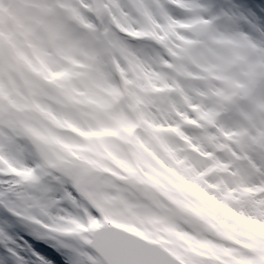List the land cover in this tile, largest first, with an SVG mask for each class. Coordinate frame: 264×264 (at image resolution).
<instances>
[{
	"label": "rangeland",
	"instance_id": "rangeland-1",
	"mask_svg": "<svg viewBox=\"0 0 264 264\" xmlns=\"http://www.w3.org/2000/svg\"><path fill=\"white\" fill-rule=\"evenodd\" d=\"M245 2L252 6L249 10L253 15L264 11V0ZM38 3L39 0H0V42L6 41L9 36L14 37L23 43L26 54L36 66H39V60L33 54L24 25L39 18ZM176 3L189 9L193 15L199 14L195 0H176ZM191 25L197 24L190 20L186 25H173V34L180 39L179 29ZM78 32L83 36L85 29L78 26ZM169 44L175 46V40L170 39ZM195 47L196 56L188 61L182 74L172 70L164 71L151 54L154 49L139 45L136 46L139 56L133 55L130 50L119 51L103 60H89L87 56L80 55L74 63L69 62V67L76 73L66 81L70 96L65 95L64 89L46 85V91L38 97L39 107L32 103L33 89L28 79L33 74L25 67L11 78L0 79V102L11 103L12 111L30 124L34 137L32 142L39 141L37 146L46 160L43 170L45 181L49 185L59 184L63 187L67 180L74 179L82 169L92 171L95 161L91 155L84 154L95 153V145L91 140L102 134L98 130L106 127L105 116L112 106L113 98H120L119 89L113 83L115 70L135 89L130 92L133 98L140 93L162 94L148 103L156 107L164 119L171 117L176 123L172 116L175 113L184 123L203 129L200 136L192 138L196 140L193 146L195 151L201 155V159L194 164L211 160L237 177L238 181H247L249 185H264V136L260 148L253 146L264 132V51L253 47L242 37L233 38L221 31L200 38ZM121 60L135 69L137 79L128 80L129 70L121 65ZM141 78L144 83L138 82ZM185 106L196 112L199 119L188 117L187 112L182 111ZM206 109L211 111L203 115ZM180 129L181 125L177 123L169 131L188 140L189 137ZM225 131L233 134L226 135L230 143H225L217 134ZM5 133L12 134L9 129H0V140L5 139ZM237 133L244 134L243 140L249 144L247 150L236 143ZM16 135L18 140L24 139L19 133ZM77 135L83 137L85 142L81 143ZM220 144L224 147H220ZM234 144L235 147H232ZM237 148L240 150L237 151ZM16 151L17 158L7 162L0 159V184H7L11 188L16 184L15 179L7 181L3 177H20V190L27 193L35 187L31 180V168L27 164L28 154L19 144ZM220 152L225 154L223 159L217 155ZM71 165L75 167L74 174L68 169ZM66 202L71 210L63 207L59 201L52 203L39 198L16 202L12 206L20 210L18 218L28 231L17 239L0 229V243H11L20 249L17 255L23 264H51L50 258L59 259L54 251L60 253L61 248L74 249L90 242L92 232L103 225L89 227L82 224L73 212L75 210L78 213L82 205L72 198H67ZM243 203L254 215L264 218V199ZM108 224L135 231L114 220L109 219ZM193 226L196 227L195 224ZM135 234L149 238L142 232ZM29 236L43 244L44 248L51 247L54 251H47L52 252V256L46 257L28 239ZM241 237V247L228 249L230 256L226 264H264V225L259 226V229L241 232ZM52 241L55 243H50ZM168 250L175 252L173 249ZM12 251L15 252V249ZM232 256L235 260L230 258ZM224 259L222 256L221 260Z\"/></svg>",
	"mask_w": 264,
	"mask_h": 264
},
{
	"label": "snow or ice",
	"instance_id": "snow-or-ice-1",
	"mask_svg": "<svg viewBox=\"0 0 264 264\" xmlns=\"http://www.w3.org/2000/svg\"><path fill=\"white\" fill-rule=\"evenodd\" d=\"M36 6L40 9L39 18L24 25V28L39 66L32 63L23 43L14 37L9 36L6 41L0 42V79L11 78L14 73L27 67L33 74L28 84L33 89L32 103L36 107L40 106L38 97L46 91V85L64 89L65 95L70 96L66 81L76 73L69 67V62L74 63L80 55L87 56L89 60H103L119 51L130 50L133 55L139 56L136 51L139 45L154 49L151 54L164 69L182 74L188 61L196 56L195 46L200 38L216 31L233 38L242 37L253 47L264 51V11L253 15L249 10L252 6L245 0H195L198 15L178 5L176 0H39ZM190 20H194L197 26L191 31L180 28V39H177L172 26L186 25ZM78 26L85 29L83 36L79 34ZM170 39L175 40V46H170ZM208 111L211 110L206 109L203 115H207ZM4 128L12 134L5 133V139L0 140V159L7 162L17 158L16 146L19 144L28 154L27 164L31 168V180L35 186L25 193L20 190V177H3L7 181H16L11 188L7 184H0V229L4 232L18 239L28 231L18 218L20 210L12 206L18 201L26 198H39L52 203L59 201L63 207L71 210L67 198L82 204L95 195L93 189L97 177L87 168L82 169L74 179L67 180L63 187L59 184L49 185L43 175L44 165L34 163V148L39 141L32 142V127L12 111L11 103L0 102V129ZM16 133L24 139L18 140ZM224 134L233 135L227 131ZM243 135L236 134V143L247 150L249 144L243 140ZM261 136H264V132ZM219 146L224 147L223 144ZM238 183L242 188L251 189L253 194L256 191L264 192V185H249L247 181ZM248 201L255 203L256 199L250 198ZM108 220L107 214L100 217L93 212L89 217L91 226H104L92 241L74 249L61 248L62 255L51 247L44 248L31 236L28 239L46 257L52 256L48 249L58 254V260L50 258L51 264H182L184 258L179 254L155 246L147 237L135 239L114 230L107 225ZM19 252L20 249L14 244L0 243V264H23L17 255Z\"/></svg>",
	"mask_w": 264,
	"mask_h": 264
},
{
	"label": "clouds",
	"instance_id": "clouds-1",
	"mask_svg": "<svg viewBox=\"0 0 264 264\" xmlns=\"http://www.w3.org/2000/svg\"><path fill=\"white\" fill-rule=\"evenodd\" d=\"M120 63L129 70V81L137 79L135 69L122 60ZM113 83L120 98H113L105 116L106 127L91 140L95 153L84 154L95 161V195L84 200L78 213L73 210L74 214L89 227L93 212L100 217L107 214L110 220L135 230L124 232L127 235L133 237L142 232L155 246L173 249L185 257L182 264H226L228 249L241 247V232L264 225V218L254 215L243 203L250 198L264 199V192L253 194L251 189L242 188L237 177L211 160L194 164L201 155L195 151L196 140L192 138L200 136L201 129L184 123L175 113L172 116L176 123L171 117L164 119L148 103L162 94L140 93L133 98L130 92L135 89L115 70ZM182 111L191 119H199L187 106ZM177 123L188 140L169 131ZM217 134L230 143L224 133ZM77 139L85 142L78 135ZM217 155L222 159L225 156L223 152ZM33 159L36 164L46 165L38 146Z\"/></svg>",
	"mask_w": 264,
	"mask_h": 264
},
{
	"label": "water",
	"instance_id": "water-1",
	"mask_svg": "<svg viewBox=\"0 0 264 264\" xmlns=\"http://www.w3.org/2000/svg\"><path fill=\"white\" fill-rule=\"evenodd\" d=\"M196 26H197V25H195V26H190V27H187V29H188L189 31H191V30H192L193 28H195ZM262 141H263V136L260 135V136L258 137V139L256 140V142L254 143V146L257 147V148H260L261 145H262ZM68 169H69L70 172L73 174V173H74V170H75V167H74L73 165H71ZM108 226L111 227L112 229L117 230V231H120V232H129V231L125 230V229H122V228H119V227H116V226H111V225H108ZM102 227H103V226H102ZM102 227L97 228V229L94 230V232H93V234H92L91 241L94 239L95 234H96L98 231H100ZM137 237H139V238H141V239H144V238H142V237H140V236H138V235H136V234L133 236V238H135V239H138ZM154 244H155V242H154Z\"/></svg>",
	"mask_w": 264,
	"mask_h": 264
},
{
	"label": "trees",
	"instance_id": "trees-1",
	"mask_svg": "<svg viewBox=\"0 0 264 264\" xmlns=\"http://www.w3.org/2000/svg\"><path fill=\"white\" fill-rule=\"evenodd\" d=\"M243 237V236H242ZM232 257H234V256H232ZM232 257H230L231 259H232ZM231 263V262H230ZM233 264V263H232Z\"/></svg>",
	"mask_w": 264,
	"mask_h": 264
}]
</instances>
